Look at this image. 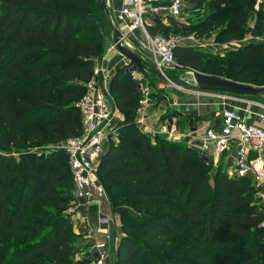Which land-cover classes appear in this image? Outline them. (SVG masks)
Returning <instances> with one entry per match:
<instances>
[{
	"label": "trees",
	"instance_id": "obj_1",
	"mask_svg": "<svg viewBox=\"0 0 264 264\" xmlns=\"http://www.w3.org/2000/svg\"><path fill=\"white\" fill-rule=\"evenodd\" d=\"M206 1L190 0L196 5ZM233 1L211 0V5ZM96 3L0 0V149L21 152L20 163L0 153V264H32L31 258L37 264L88 262L75 261L72 223L62 211L74 194L67 154L39 156L21 150L43 141L62 143L81 133L77 103L104 51ZM177 31L165 24L148 28L151 36ZM239 32L227 31L226 36L236 41ZM255 49L264 57V43H248L226 55L234 56L237 65L249 66L259 58ZM219 56L188 47L175 50L177 62L195 72L206 70ZM222 57L221 62L230 61ZM125 71L119 70L109 86L123 112L119 141L98 166L122 231L114 264H217L225 255L238 258L229 264H264V209L255 201L251 181L230 178L220 164L213 167L180 143L140 131L135 124L139 94ZM258 71L264 73V68ZM226 75L231 81L245 80L249 71ZM26 124L29 130L23 135ZM118 198L132 205L119 206ZM183 232L182 244L164 254ZM5 234L18 236L15 244L5 241ZM186 244L192 252L172 254Z\"/></svg>",
	"mask_w": 264,
	"mask_h": 264
},
{
	"label": "built area",
	"instance_id": "obj_2",
	"mask_svg": "<svg viewBox=\"0 0 264 264\" xmlns=\"http://www.w3.org/2000/svg\"><path fill=\"white\" fill-rule=\"evenodd\" d=\"M184 8V0H121L116 13L120 44L127 49L126 39L139 32L138 49L147 53L156 74L174 84L166 71L174 72L181 68L175 58V50L187 42H194L193 36L179 34L170 37L148 32L147 17L155 20L178 19ZM108 16V14H107ZM110 18V16H108ZM144 37V39H143ZM264 43V40L261 41ZM130 46V45H129ZM131 47V46H130ZM110 50H117L115 44ZM129 50V49H128ZM131 50L132 47H131ZM130 51V50H129ZM119 53V51H117ZM120 54V53H119ZM132 69V73L137 71ZM112 75L110 70L97 59L93 67V77L87 83L84 95L77 104L81 120V133L62 142V148L68 157V166L74 182L76 201L87 203L94 197L97 201L106 196L105 189L98 176V166L104 154L107 140L116 132L114 119L116 108L108 98V86ZM136 90L139 94L135 124L137 127L147 126V112L150 107L151 92L145 77L139 74L136 78ZM164 85V83H163ZM230 104L220 110L219 127H207L200 138L197 155L204 159L205 155L213 157H232V176L236 179H248L254 184V198L257 203L264 198V103L245 99L246 96L227 93H203ZM248 119H247V118ZM253 118V120L250 119ZM165 132L172 135L170 125H165ZM108 222L104 216H99ZM102 222V221H101ZM84 224V222H83ZM264 228V221L260 225ZM103 241H95L93 230L86 229L87 240H93L89 264H107L106 251L111 240H116L109 232H104Z\"/></svg>",
	"mask_w": 264,
	"mask_h": 264
},
{
	"label": "rangeland",
	"instance_id": "obj_3",
	"mask_svg": "<svg viewBox=\"0 0 264 264\" xmlns=\"http://www.w3.org/2000/svg\"><path fill=\"white\" fill-rule=\"evenodd\" d=\"M212 3L213 2H211L210 0V1H206L202 5H196L190 2V0H184V8L182 10V14L180 15V17L178 19H172L169 22L170 24L171 23L172 24L182 23V26L190 27V29L187 30L186 32L182 31L181 32L182 34L180 35L181 36H184V35L193 36L194 35V38L197 41L196 44L198 45V47L204 48L203 49L204 52H207L213 57L218 56V54H220L221 56L223 55L222 59H225V57H230L228 59L230 61L226 64L220 61L221 56H219L217 60L212 61V66L208 67L206 70L199 72V73L206 74V75L213 74L216 77L225 79L227 76L226 73H229L233 70H245V71H249V76L247 79L239 80L235 78L233 79V81L238 82V83L247 84L249 86H253L257 88L264 87V73H260L258 71L259 68H264V57L262 56V52L260 49L254 50L255 53L259 54V58L252 59L249 66L245 64L237 65L234 56L232 55L227 56L226 55L227 51H225L226 49H229L230 51L231 50L234 51L236 47H239V46H242L248 43H254V44L262 43L261 41L264 40V0H241V2L239 3H237V1L234 0L232 3H227V4H224L221 6L219 5L216 7H212L211 5ZM96 4H97L96 5L97 9L95 8L96 9L95 10L96 19L97 17H99L100 23H101L99 24L97 22V26L103 34L101 38L103 45H104V51L102 53V56H103V54L106 52L107 46L111 44L110 43L111 36L114 37V28L116 25H118V19L116 18L117 12H115L114 9L111 10V12H109V16H113V18H115V22H113L114 20H111V18H108V16L106 15V11L108 12V6L107 7L104 6V9H102L100 0H97ZM231 17H236V19H233L232 23L229 22V19ZM144 21L146 22L145 17H144ZM203 22L208 23V25H204V27L202 28L201 26L202 24L200 23H203ZM107 23L111 24V26L110 27L107 26ZM227 31H231V32L240 31L239 32L241 33L240 39L234 41L235 39L227 38L226 36ZM172 35H174L172 32L166 33V37H170ZM126 42L129 45H131V42L133 43V46H135L136 48V50L133 51L134 53L139 52L138 40L133 35L128 37L126 39ZM229 43H231V46ZM113 51L116 53V56H118L121 59H125L121 54L117 52V50H113ZM144 62H146L145 66L147 68V74L150 77H152V80H153L152 82L153 84H155L157 82V78L153 77V74L155 71L152 67L151 60L147 53H144ZM194 73L195 71H191V70L181 67L180 69L174 72L166 71L167 76L173 82H175L174 84H168L167 81L163 78H161L160 81H162L165 85L163 89L166 90L169 87L168 91H170L171 93L179 94L180 96L184 94L187 96L189 95V97L190 96L192 97V96H195L194 94L195 91H193L192 89L193 88L194 90L196 89L194 79H193ZM92 77H93V74H92ZM187 81H190V83H192L193 85L187 84L188 83ZM149 83L150 85H153L151 82ZM108 91H109L108 98L113 103L114 107L116 108V113L118 114L117 116H115V119H114V127L118 129L117 121H120L122 119L123 112L117 102V98H116L117 96L110 92L109 86H108ZM196 92L201 93V94L211 93V92H199L198 90H196ZM206 96L211 97L210 95H206ZM161 98L163 97L160 96V99ZM211 98H214V97H211ZM214 99L217 100L216 98ZM245 99L264 103V96H261V95L254 96V97L246 96ZM28 130H29V125L26 124L25 126H23L21 132L23 133V135H25L28 132ZM40 131L43 132V137H45L46 136V133H44L45 130L42 127H40ZM145 131L146 132L144 133L148 135V137L150 138L153 137L154 133L152 132V130L148 131L147 129H145ZM118 135H119V131L116 130V132L113 135V138H110L107 140V144L105 145V150H104L105 152L112 145H116L118 143L119 141ZM25 149L26 150H21V151H25L27 153H33V154L37 153V155L39 156L45 155L46 153H49V152H61L64 154V157H66V151L62 148V143H58V142L43 141L40 144H32L28 148H25ZM1 152L7 153L6 155L9 154L10 156L14 157L18 163H20L18 156L20 155L21 152H18V150L2 151L0 149V153ZM219 158L221 157H213L212 155L204 156V159L211 161L213 163V167H215L216 165L218 166V164H220L222 167V170L224 171L226 175H228V177L236 179L235 176H232L231 174L232 166H233L232 160H231L232 157L226 156L221 160ZM252 185L254 186L253 183ZM105 200L109 202L110 206L108 205L107 202H105ZM103 201L105 203L102 208L104 217L108 219L109 222L111 220H114V217H116V219L119 220V216L114 213V210H113V207L110 201V195L107 192H106V196L103 199ZM116 204L119 206L125 205V206L130 207L132 205V201H126L122 198H118ZM257 205H259V207H262L264 209V198L260 199ZM83 206H84L83 204H79L76 201L75 196L73 194V197L71 201L69 202L68 206L64 208L62 211L65 215H68L70 217V221L72 223L71 236H72V242H73V247H74V252H75V255H74L75 261L87 259L88 262L86 264H89L90 262L89 257L91 255L92 250H91V247L89 246V241L86 238V235H87L86 230L84 231V229H82V227L84 226L83 224L84 221L81 222L80 226H78L77 221H76L78 220L77 213ZM132 209L136 213H143L142 210H139L135 207ZM48 210H51V209H48ZM120 227L121 225L119 226L120 237H121L122 231ZM109 229H112L111 225L109 226ZM109 233L112 235L110 231ZM1 234L4 235L3 233ZM14 237H18V236L14 235L12 237H9L7 234H5L4 240L9 241L10 244H15ZM21 237L24 238L25 236H21ZM184 239H185V232H183L182 234L174 238V241L163 250V253L169 254V252L175 249L177 245H180V243L182 244ZM101 241H103V239H101L99 242ZM0 244H1V241H0ZM188 251L192 252L190 246L186 244L185 247L182 248L181 251H178L177 253H174L175 252L174 251L172 254L174 256H182V255H185V253H187ZM235 251L237 250L235 249ZM113 256H115V254ZM106 257H107L106 263L108 264V260H109L108 249L106 251ZM36 259L33 260L31 258V263L37 264ZM231 261H233V263H236L238 261V258L235 257L233 260H229L228 256L225 255L221 257V262H218L217 264H229V263H232Z\"/></svg>",
	"mask_w": 264,
	"mask_h": 264
},
{
	"label": "crops",
	"instance_id": "obj_4",
	"mask_svg": "<svg viewBox=\"0 0 264 264\" xmlns=\"http://www.w3.org/2000/svg\"><path fill=\"white\" fill-rule=\"evenodd\" d=\"M100 1H101L102 9H104V6L106 7L108 6V13L111 12V10L113 9L115 12H117L121 6V0H100ZM156 1L165 2L168 0H156ZM110 18L111 20H114L113 22H115V18H113V16H110ZM169 22L170 20L161 21L160 19L155 20L151 17H147L146 26L148 29L158 24L170 25V26H173L179 29V31H177L176 33L172 32L174 35L175 34L180 35L182 34L181 33L182 31L186 32L188 30L187 26H182V23H176V24L171 23L170 24ZM107 26L110 27L111 24L107 23ZM115 27L117 28L118 25H116ZM114 33H115V30H114ZM134 35L136 39L140 36L139 32L134 33ZM110 43L111 44L108 45L109 47L107 46L106 52L103 54V56L101 58H97V60L100 61V63H102L104 66L106 67L108 66L107 68L110 69L112 78L113 76H115L116 73L119 72V70L126 69L125 73L129 77H131V79L135 83H136L135 78L139 74H141L145 77L147 83L151 82L153 84L152 77H150L147 74V68L145 66L146 62H144V52L142 51L135 52V54H137L140 57L142 63H144L143 64L144 68L143 69L137 68V71L135 73L134 72L132 73L131 68H133V64L129 62V60H127L125 57H124L125 59L119 58L118 56H116V53L113 50H110V46H112L113 44V36H111ZM229 44L231 46V43ZM130 46L133 49L132 52L136 50L132 42ZM130 46L126 45V47L129 50H131ZM242 46L236 47V49H239ZM182 47H188L193 50L200 51L203 54H208L207 52H204L203 50L204 48L198 47V45L196 43L194 44V42H187ZM225 51L228 52L230 50L226 49ZM153 77L157 78V82L153 85H150L149 83V88H150L152 98L150 101V107L147 112L148 129L145 127H142V128L137 127V128L143 133L146 132L145 129H147L148 131L152 130V132L154 133L152 138L156 136L164 137L167 140L180 143L186 148L196 152L200 148V145H201L200 138L203 135L205 129L207 127L215 128V127L220 126L221 124V120L219 116L220 110L223 107L229 106L230 103L228 101H225L222 103V101L220 100H215L214 98L198 93L196 92V90H198L197 88L195 90L194 88L192 89L193 91H195L194 92L195 96H192V97L191 96L189 97V95L187 96L183 94L185 96L184 97L183 95L180 96L179 94L171 93L170 91H168L169 87L166 90L163 89L165 85H163V82L160 81L161 78L156 74V72H154ZM112 78H111V81H112ZM111 81L109 82V86H110ZM187 82H188L187 84L193 85L192 83H190V81H187ZM199 92H202V91H199ZM160 96H162L163 98L160 99ZM117 115L118 114L116 113V116ZM250 119L253 120L252 117H250ZM121 121L122 119L120 121H117V124H118L117 128L119 127ZM165 125H170L173 130V133L172 135H170V137L163 128ZM219 159L221 160V158ZM105 202H107L109 205V202L107 200H105ZM78 203L84 205L77 213L78 220L76 221H77L78 226H80L81 222L84 221V226L82 227V229H84L85 231L87 228L89 229L91 228L94 233L95 241H100L101 239H103V236L105 234L104 232L110 231L112 233V237H115L116 240L114 241L111 240L108 244V257H109L108 264H114L115 256L113 255L116 253V249H117L118 242H119L120 221L116 219V217H114V220H111L110 222L109 221L106 222L100 219L99 216H104L102 212V208L105 203L103 200L97 201L96 197H94V199L90 201L89 203H87L84 200H79ZM110 225L112 229H109ZM88 241H89V246L91 247L93 240H88Z\"/></svg>",
	"mask_w": 264,
	"mask_h": 264
},
{
	"label": "water",
	"instance_id": "obj_5",
	"mask_svg": "<svg viewBox=\"0 0 264 264\" xmlns=\"http://www.w3.org/2000/svg\"><path fill=\"white\" fill-rule=\"evenodd\" d=\"M109 16V13L106 12ZM119 31L115 30L113 43L116 46L117 51L125 57L129 62L133 64V69H143L144 65L140 57L132 51L125 49L119 42L120 37ZM193 79L196 88L202 92H211V93H227L235 94L241 96H264V87L257 88L249 86L247 84L238 83L224 78H219L215 76H210L206 74H201L195 72L193 74Z\"/></svg>",
	"mask_w": 264,
	"mask_h": 264
},
{
	"label": "bare ground",
	"instance_id": "obj_6",
	"mask_svg": "<svg viewBox=\"0 0 264 264\" xmlns=\"http://www.w3.org/2000/svg\"><path fill=\"white\" fill-rule=\"evenodd\" d=\"M127 50H128V48H127ZM131 51V50H130Z\"/></svg>",
	"mask_w": 264,
	"mask_h": 264
}]
</instances>
